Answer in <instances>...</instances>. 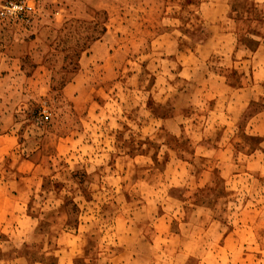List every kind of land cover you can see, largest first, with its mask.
I'll use <instances>...</instances> for the list:
<instances>
[{
    "label": "rangeland",
    "instance_id": "rangeland-1",
    "mask_svg": "<svg viewBox=\"0 0 264 264\" xmlns=\"http://www.w3.org/2000/svg\"><path fill=\"white\" fill-rule=\"evenodd\" d=\"M0 0V264H264V0Z\"/></svg>",
    "mask_w": 264,
    "mask_h": 264
},
{
    "label": "built area",
    "instance_id": "built-area-1",
    "mask_svg": "<svg viewBox=\"0 0 264 264\" xmlns=\"http://www.w3.org/2000/svg\"><path fill=\"white\" fill-rule=\"evenodd\" d=\"M30 8L27 0H11L3 6L2 14L7 17H23Z\"/></svg>",
    "mask_w": 264,
    "mask_h": 264
}]
</instances>
